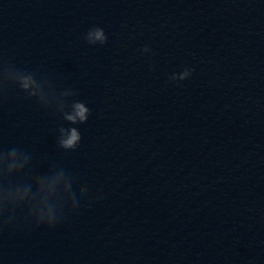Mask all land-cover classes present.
<instances>
[{"label": "water", "instance_id": "95a60500", "mask_svg": "<svg viewBox=\"0 0 264 264\" xmlns=\"http://www.w3.org/2000/svg\"><path fill=\"white\" fill-rule=\"evenodd\" d=\"M0 264H264V0H0Z\"/></svg>", "mask_w": 264, "mask_h": 264}, {"label": "clouds", "instance_id": "9594fccd", "mask_svg": "<svg viewBox=\"0 0 264 264\" xmlns=\"http://www.w3.org/2000/svg\"><path fill=\"white\" fill-rule=\"evenodd\" d=\"M101 33L97 32L96 33V38L100 39L101 38ZM24 87H28V83H24ZM75 114L74 115H69L66 117V119L72 123H75L77 118H79L80 121H86V112L88 111L82 104H76L75 105ZM80 140V135L75 129H71L70 134L67 136V138L61 140V146L64 147L65 149H72L75 147L77 142Z\"/></svg>", "mask_w": 264, "mask_h": 264}]
</instances>
